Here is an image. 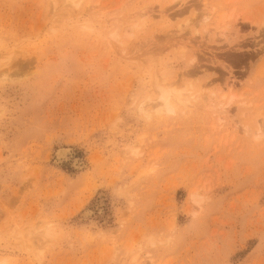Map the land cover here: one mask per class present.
<instances>
[{
	"label": "rangeland",
	"instance_id": "obj_1",
	"mask_svg": "<svg viewBox=\"0 0 264 264\" xmlns=\"http://www.w3.org/2000/svg\"><path fill=\"white\" fill-rule=\"evenodd\" d=\"M72 1L0 0V264H264V0Z\"/></svg>",
	"mask_w": 264,
	"mask_h": 264
},
{
	"label": "bare ground",
	"instance_id": "obj_2",
	"mask_svg": "<svg viewBox=\"0 0 264 264\" xmlns=\"http://www.w3.org/2000/svg\"><path fill=\"white\" fill-rule=\"evenodd\" d=\"M67 1L71 5H75L74 1H72V0H67ZM115 37H117V36H115ZM157 88L159 90V100L158 101L161 103V105L163 106V109H165L166 111L172 110V104H171L172 99L175 100L176 102L180 103V104H182V103L184 104L186 102V98H185L186 96L184 95V93L182 92V88H180V87L157 85ZM230 88L231 87H229V89Z\"/></svg>",
	"mask_w": 264,
	"mask_h": 264
}]
</instances>
